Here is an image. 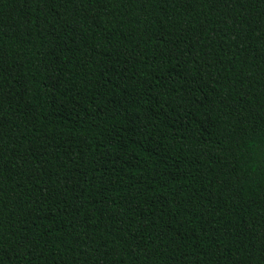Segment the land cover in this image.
I'll return each instance as SVG.
<instances>
[{
	"label": "trees",
	"instance_id": "16d2710c",
	"mask_svg": "<svg viewBox=\"0 0 264 264\" xmlns=\"http://www.w3.org/2000/svg\"><path fill=\"white\" fill-rule=\"evenodd\" d=\"M0 264H264V0H0Z\"/></svg>",
	"mask_w": 264,
	"mask_h": 264
}]
</instances>
